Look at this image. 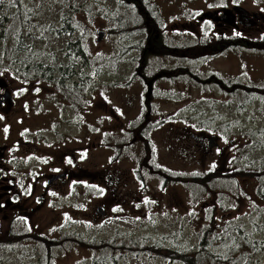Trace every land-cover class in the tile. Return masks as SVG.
Wrapping results in <instances>:
<instances>
[{"label": "rangeland", "instance_id": "obj_1", "mask_svg": "<svg viewBox=\"0 0 264 264\" xmlns=\"http://www.w3.org/2000/svg\"><path fill=\"white\" fill-rule=\"evenodd\" d=\"M13 1L0 0V19L9 18L0 81L13 100L0 106V264H182L165 250L191 255L203 230L220 264L243 254L244 264H264V251L245 243L264 244L258 180L162 189L149 175L158 167L183 176L264 173V53L221 47L264 32V0H148L152 28L127 38L110 32L113 16L131 7L124 0H21L29 13L22 29L10 28ZM222 8L233 14L204 18ZM63 18L80 24L84 58L67 48L79 32L56 31ZM27 61L54 78L60 69L75 74L64 84L81 95L40 75L22 78ZM227 81L263 94L240 107ZM201 119L216 130H196Z\"/></svg>", "mask_w": 264, "mask_h": 264}, {"label": "trees", "instance_id": "obj_2", "mask_svg": "<svg viewBox=\"0 0 264 264\" xmlns=\"http://www.w3.org/2000/svg\"><path fill=\"white\" fill-rule=\"evenodd\" d=\"M124 2L128 5H131V7L127 8L125 12L121 11L113 16L112 21L114 23V29L110 31L111 33H114L122 38H127L135 30H145L147 28H152V21L155 19V15L152 12V7L151 5H149L148 0H124ZM12 5L14 7V13L10 17V28L15 25L14 22H18L19 27L22 29V27L27 24L26 16H28L29 13H27L21 0H14ZM8 19V17L0 19V28L2 29L0 31V38H3L5 36L4 23L8 24ZM62 25L63 27L61 29L56 30L59 34L71 35L78 32L80 33V36L78 37L76 42L68 44L67 48L72 51L71 54L74 55L75 58H84L82 30L80 24L70 22L69 19L63 18ZM18 45L19 46H17L15 49L20 51L21 42L18 41ZM221 47L223 50L229 51H236L253 47L255 50L264 53V32L260 36L252 39H249L242 35H238L237 37H228L221 42ZM24 70L26 72H21V77L26 80L36 78L37 75H40L39 78L41 80L46 81L50 84L55 83L57 88L60 90L66 89L65 92L69 97L71 96L73 98L74 96V98L77 99L78 95H81V89L76 83H72L71 85L64 84V79H70L75 75L73 73L66 75V73H64L63 70L60 69V75L54 78L53 69L44 67L40 63L35 64L34 62H32V64H30L28 63V61ZM65 75L66 77H64ZM222 86L229 92L232 90L234 97L240 102V107H243V104L247 102V98H250L253 92L261 91V95L263 94L261 88H258V90H253L249 87L242 86L240 83L233 84L230 81L222 83ZM193 126L196 130H216L213 127V120L211 119H201L194 123ZM149 175L152 177L155 176L160 180L162 189L166 188L167 186L176 184H193L202 188H207L210 186L218 185L220 183L225 184L227 182H234L239 178L253 177L259 181L256 192L257 196L260 199L264 200V184L262 185L264 181V173H257V171L253 172L243 167L234 171H230L228 173H214L211 171L204 175L195 176H183L181 174H175L158 167L156 169L150 170ZM142 176H144L142 173H137V177L142 178ZM39 238L40 237H38V239ZM213 240L214 238L209 236V232L203 230L201 233H199L198 244L196 245V249L191 255L179 251L165 250L164 257L167 258L170 262H180L182 264H220L221 256L216 255L210 251ZM245 243L253 253L264 251V244H249L247 242ZM129 245L132 247L134 246V244L131 243ZM122 247L123 246H121V244L112 245L111 249L113 252H118L120 249H122ZM138 252L139 251H136V254H138ZM243 255L238 256L236 259H230V264H240V262H243L244 264V262L246 261L244 260ZM229 256L230 255H226L225 257L227 258Z\"/></svg>", "mask_w": 264, "mask_h": 264}, {"label": "water", "instance_id": "obj_3", "mask_svg": "<svg viewBox=\"0 0 264 264\" xmlns=\"http://www.w3.org/2000/svg\"><path fill=\"white\" fill-rule=\"evenodd\" d=\"M236 10L243 11L240 8H236ZM220 12L221 13L214 12L213 14L205 13L204 14V18L211 19L213 17L215 20L219 21V20H224V16H228V15H232L233 14V12L231 10L227 9V8H223ZM225 21H228V19L225 20ZM105 34L106 33L104 31H98L97 34H96L97 42H100L102 40V38L105 36ZM7 96L9 97V93L7 91H4L3 94H0V106L5 103V101L7 99ZM210 142L211 141H209V143ZM66 176L67 175L64 173V174H59V175H55V176L49 177V179L47 181V184L49 185V184H51L52 182H54V181H56L58 179L65 178ZM97 211L102 214V209L101 208H98Z\"/></svg>", "mask_w": 264, "mask_h": 264}, {"label": "flooded vegetation", "instance_id": "obj_4", "mask_svg": "<svg viewBox=\"0 0 264 264\" xmlns=\"http://www.w3.org/2000/svg\"><path fill=\"white\" fill-rule=\"evenodd\" d=\"M222 9H223V8H222ZM222 9H221V10H222ZM234 9H236V8H234ZM221 10H220V11H221ZM220 11L218 10V11H215V12H220ZM213 13H214V12H213ZM213 13H211V14H213ZM243 16H245L244 13H239V17H243ZM206 19H208V18H206ZM212 19H213V17H212L211 19H208V20H212ZM214 20H215V19H214ZM0 87H1V88H4V83L1 82V81H0ZM4 91H7V89L4 88L2 91H0V94H3ZM7 92L9 93V91H7ZM1 100H2V99H1ZM5 103H6V104H13V100H12V97H11L10 93H9V97L7 96V99H6ZM5 103H4V104H5ZM5 180H6V178L2 177V181H1V182H4ZM3 189H4L5 191H8V192H9V191L11 190V187H9V186L6 187V186H4ZM7 203H8V202H7Z\"/></svg>", "mask_w": 264, "mask_h": 264}]
</instances>
